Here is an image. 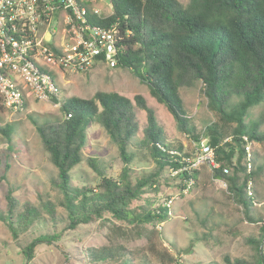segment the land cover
<instances>
[{"label": "trees", "instance_id": "obj_1", "mask_svg": "<svg viewBox=\"0 0 264 264\" xmlns=\"http://www.w3.org/2000/svg\"><path fill=\"white\" fill-rule=\"evenodd\" d=\"M109 1L112 13L104 19L90 17V22L98 25L117 22L121 32L125 28L129 31L120 41L115 67L129 70L147 87L149 94L171 114L179 132L189 135L196 143L205 137L213 146L220 167L208 171L202 166L193 174L195 182L200 178L223 181L242 219L262 223L256 203H261L257 186L262 182L261 177L264 181V168L255 165L257 153L253 145H264V129L260 128L264 116L257 121L246 120L252 108L264 104V0H188L185 4L179 0ZM196 84H200V95L214 115L200 134L189 124L180 95L181 89ZM59 90V95L51 101L60 104V118L40 123L33 120V124L41 147L56 170L50 183L61 194L58 204L67 218L63 231L81 224L103 225L112 219L134 225L166 219L167 208L154 206L152 200L139 206L138 212L131 208L132 202L149 197L143 195L145 192L155 195L162 178L171 179L164 175L180 159L173 152L186 154L181 145L174 149L166 142L145 98L135 95L129 99L113 91H97L88 99L63 98ZM137 109L145 111L146 123L142 129ZM92 123L99 125L116 146L122 163L116 179L106 175L95 157L83 158L86 129ZM139 129L142 137L135 140ZM0 132L9 144L10 126H0ZM247 143H251L249 160L245 153ZM133 146L146 152L152 170L137 174L130 167L136 153ZM83 160L99 177L95 189L71 183V171ZM224 168L227 173L223 172ZM45 207L53 216L54 207L49 202ZM37 217L39 212L30 203L19 206L11 190L6 192L0 221L13 238L26 231ZM260 228L261 236L250 240L256 249L254 258L230 261L225 256L227 264H264L263 223ZM61 233L62 230L39 234L25 244L24 257L31 259L37 245L57 241ZM84 255L89 258L86 262L92 264H130L120 245L90 249L80 257ZM141 262L148 264L144 258Z\"/></svg>", "mask_w": 264, "mask_h": 264}, {"label": "rangeland", "instance_id": "obj_2", "mask_svg": "<svg viewBox=\"0 0 264 264\" xmlns=\"http://www.w3.org/2000/svg\"><path fill=\"white\" fill-rule=\"evenodd\" d=\"M179 1L185 4L188 0ZM95 6L102 8L103 15L111 12L108 0ZM42 68L58 75V80L55 77L54 80L62 90L63 98L75 96L88 99L97 91H113L129 99L142 95L152 108L166 142L174 146V149L181 145L182 152L186 154L193 151L196 142L177 130L171 114L129 70L104 62H98L84 71L69 70L64 73ZM199 88L200 84H196L180 90L186 116L196 134H200L206 124L214 119ZM59 105L51 100L29 98L23 110L18 113L0 109V126L8 124L11 128L9 144L0 132V210L5 208V194L11 190L19 206L28 202L39 212V217L26 231L20 232L17 238H13L0 221V264H92L86 262L89 260L88 256L81 258L80 254H86L90 249L117 245L125 249V257L130 264H142L141 258L148 264H227L225 256L230 261L254 258L256 249L250 240L261 236L260 227L264 224L263 177L257 186L262 195L258 200L261 203H256L263 217L262 223H248L242 219L238 207L229 199L223 181H205L200 178L184 193L176 185L175 179L166 174L164 176L171 179L162 178L155 195L152 192L143 194L145 197L149 196L148 201L142 198L131 204V208L137 212L140 211L139 206L151 200L154 201V206H165L168 217L163 221L134 225L112 219L110 222L105 221L103 225L98 222L81 224L73 230L63 231L67 218L64 209L58 204L61 194L50 183L56 170L50 163L48 154L42 149L33 124V120L40 123L46 119L60 118ZM136 114L142 129L146 123L145 111L137 109ZM261 115L264 116L263 103L249 111L246 121H257ZM260 128L264 129V124ZM140 129L135 140L142 137ZM203 139L207 140L201 137L200 141ZM253 150L257 153L255 165L260 164L264 168V145L254 143ZM133 151L136 153L130 167L137 174L152 170L151 162L145 157L146 152L139 147ZM82 154L83 158L95 157L106 175L114 179L120 175L122 163L116 146L99 125L92 123L86 129ZM71 176V183L76 187L86 185L95 189L99 181L98 175L86 160L71 171ZM48 202L54 207L53 216L46 211ZM61 230L57 241L51 244L40 243L34 248L31 259L24 257L22 249L25 244L41 233Z\"/></svg>", "mask_w": 264, "mask_h": 264}, {"label": "built area", "instance_id": "obj_3", "mask_svg": "<svg viewBox=\"0 0 264 264\" xmlns=\"http://www.w3.org/2000/svg\"><path fill=\"white\" fill-rule=\"evenodd\" d=\"M105 0H0V107L10 113L23 110L27 99L47 101L60 93L58 75L69 70L84 71L98 62L115 63L120 41L129 34L117 22L98 25L90 17L104 19ZM54 77L56 80H54ZM231 136L225 140L230 139ZM246 140V136H243ZM251 156V143L245 146ZM179 156L178 165L168 169L181 192L195 183L194 172L202 166L220 167L214 148L206 139L190 154ZM250 169V163L247 164ZM224 168L223 172L227 173ZM250 185V182H249ZM171 199L168 200V203Z\"/></svg>", "mask_w": 264, "mask_h": 264}]
</instances>
